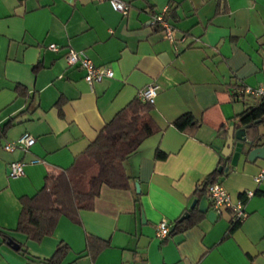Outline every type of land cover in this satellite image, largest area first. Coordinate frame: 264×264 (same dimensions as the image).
<instances>
[{"label": "crops", "instance_id": "1", "mask_svg": "<svg viewBox=\"0 0 264 264\" xmlns=\"http://www.w3.org/2000/svg\"><path fill=\"white\" fill-rule=\"evenodd\" d=\"M121 1L124 15L109 0H0V264H44L58 243L66 246L58 264H264V177L253 180L264 157L241 153L232 165L224 144L227 129L242 127L238 114L260 104L241 88L264 84V0ZM162 10L175 35L186 36L176 52L150 23ZM67 47L112 77L88 85L65 64ZM149 83L158 86L150 111L158 131L124 161L130 187L102 185L78 223L60 216L39 241L14 231L19 197L67 167ZM185 112L198 123L192 134L171 124ZM254 124L264 144V123ZM22 133L34 137L28 148L2 149ZM155 149L164 157L154 158ZM10 161L23 163L22 175L7 177ZM219 165L226 170L215 180L244 198L245 216L227 235V211L208 220L198 210L204 193L194 194ZM185 212L190 226L155 235L160 220L170 230Z\"/></svg>", "mask_w": 264, "mask_h": 264}, {"label": "trees", "instance_id": "2", "mask_svg": "<svg viewBox=\"0 0 264 264\" xmlns=\"http://www.w3.org/2000/svg\"><path fill=\"white\" fill-rule=\"evenodd\" d=\"M152 105L142 102L138 96L127 102L112 118L98 130L94 139L75 155L65 168L53 169L43 177L42 185L32 195L19 197L20 210L14 231L26 238L39 241L49 235L60 216L78 223V212L91 209L100 187L126 189L130 187L132 177L124 169V161L133 153L144 138L158 131L151 117ZM241 124L250 123L254 134V120L260 118L264 123V98L255 107H246L238 114ZM10 120L3 125V130ZM175 128L190 134L198 126L188 112L177 116L171 123ZM164 154L155 149L154 158H163ZM220 174L214 170L207 174L200 189L194 194L197 198L204 193L205 186L215 181ZM189 214L197 213L195 207ZM189 218L176 220L169 233L187 228L192 224ZM240 221H231L226 235ZM24 250V249H21ZM66 251L64 243H58L44 264H58Z\"/></svg>", "mask_w": 264, "mask_h": 264}, {"label": "built area", "instance_id": "3", "mask_svg": "<svg viewBox=\"0 0 264 264\" xmlns=\"http://www.w3.org/2000/svg\"><path fill=\"white\" fill-rule=\"evenodd\" d=\"M111 7L124 15L127 12L128 6L121 0H109ZM150 23L160 32L162 37L166 39L176 52L178 50L177 43L186 40L185 34L175 35L173 27L165 19V12L162 10L151 15ZM51 51H57L58 47L49 43L46 46ZM63 59L68 67L74 66L82 70L83 80L88 84L99 82L102 79L111 78L113 73L110 68L103 65H95L87 56L83 49H72L67 47L63 53ZM158 86L154 83L145 85L138 92V97L142 102L149 104L154 103V98L157 94ZM241 92L245 95L255 97L257 99L264 98V84L255 87L243 86ZM34 142V137L27 133L20 134L17 138L11 141L4 142L2 149L10 152L14 149L25 150ZM23 174V163L21 161H10L6 165L7 177H19ZM264 177V168H261L253 177L254 182L258 183ZM252 191H245L244 197H249ZM204 195L209 200L211 209L216 214L222 211H227L231 221H241L245 216L244 198L232 199L229 193L224 189L222 184L218 181L208 183L204 189ZM169 232V224L165 220H160L155 226V235L157 237H164Z\"/></svg>", "mask_w": 264, "mask_h": 264}, {"label": "water", "instance_id": "4", "mask_svg": "<svg viewBox=\"0 0 264 264\" xmlns=\"http://www.w3.org/2000/svg\"><path fill=\"white\" fill-rule=\"evenodd\" d=\"M257 120H254L253 123H256ZM241 128H235L232 126L226 131V136L224 139L225 148L231 150L230 164L234 165L239 154H245V159L248 161H255L256 159H262L264 157V144H260L259 140L261 138L260 134H252L250 137L247 135L250 131V123L241 124ZM225 156V154H221ZM217 172L221 170L225 171V167H221L220 165L216 168ZM135 189L138 191V185L135 183ZM195 200H193L190 204V207L194 205ZM208 201L205 196L201 197L198 201V210L199 212H206V218L208 220L214 219L217 214L211 209H207ZM188 213H183L180 217H178V221L186 218Z\"/></svg>", "mask_w": 264, "mask_h": 264}]
</instances>
